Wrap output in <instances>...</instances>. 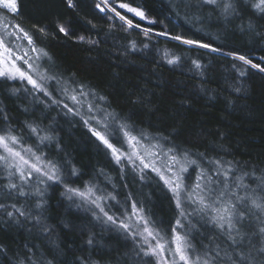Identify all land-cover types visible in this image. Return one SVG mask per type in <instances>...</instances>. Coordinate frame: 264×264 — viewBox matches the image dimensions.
<instances>
[{"label": "snow or ice", "instance_id": "obj_1", "mask_svg": "<svg viewBox=\"0 0 264 264\" xmlns=\"http://www.w3.org/2000/svg\"><path fill=\"white\" fill-rule=\"evenodd\" d=\"M66 4L76 8L73 0H66ZM169 7L177 19L200 24L197 31L203 32L204 27L215 22L221 34L215 37V43L168 31L155 35L186 45L189 51L202 49L232 60L229 67L236 74L233 92H247L250 70L264 75V56L256 57L259 62H254L237 49L225 50L230 32L264 43V23L260 22L264 21V0H170ZM94 8L113 21L110 32L116 20L126 33L140 29L139 23H133L136 18L150 25L157 23L143 4L98 0ZM0 13L19 17L20 0H0ZM0 20V85H9L4 90L7 95L23 98L25 103L17 108L29 117L17 121L0 100V226L24 229L29 236L47 241V254L35 244L25 246L27 251L23 257L17 255L15 264H100L91 253L69 258L68 253L77 249L60 240L56 226L49 222L50 189L56 187L63 189L61 196L69 208L86 214L85 222L79 226L61 221L62 229L73 231L79 227L86 237L84 244L93 250H98L99 245L95 229L113 234L115 243L104 247L117 251V256L105 264H264V169L248 168L219 154L212 156L195 145L177 144L173 139L174 134L178 135L175 130L165 136L137 128L131 117L110 110L107 96L78 80L75 74L65 77L58 73L52 57L37 43L50 35L48 26L33 24L31 30H26L19 23L9 24L7 15H0ZM55 28L65 37L70 35L65 24L57 23ZM141 34L150 41L152 28L141 29ZM77 40L93 47L100 43L82 35ZM147 48L148 43L140 47L135 40H129L128 50L132 52ZM162 55L169 65L180 64L183 59L167 51ZM188 62L203 76L207 65L200 59L189 58ZM57 109L59 115L81 124L105 150L123 192L104 169H98L83 188L73 185V179L82 174L67 158L57 135V121L48 114ZM36 111L49 119L47 125L34 115ZM29 138H34L32 144ZM46 148H52L56 155H50ZM222 149L223 145H212L213 152ZM153 179L176 211L167 228L163 221L153 219L151 209L145 206L150 195L136 198L141 193L135 192V186L149 185ZM99 180L111 186L112 191L100 187ZM114 207L120 210L113 211ZM6 252L0 245V253Z\"/></svg>", "mask_w": 264, "mask_h": 264}, {"label": "trees", "instance_id": "obj_2", "mask_svg": "<svg viewBox=\"0 0 264 264\" xmlns=\"http://www.w3.org/2000/svg\"><path fill=\"white\" fill-rule=\"evenodd\" d=\"M73 2L76 4L75 9L69 8L66 0H20L21 15L16 18L8 15L14 23H19L26 30H31L33 24L48 26L50 35L43 43H37L52 57L58 73L65 77L75 74L78 80L107 96L111 103L110 110L131 117L137 128L165 136L175 130L178 135L174 134L173 139L177 144L185 147L195 145L200 151L207 150L212 156L219 154L228 160L239 161L245 167L264 169V75L254 69L250 70L246 78L247 92L243 95L235 93L232 87L236 83V74L229 67L232 60L202 49L189 51L186 45L155 35L157 32L168 31L215 43V37L221 34L215 22L209 23L200 32L197 31L201 28L200 24L185 23L171 14L170 0H125L133 6L143 4L149 17L157 23L150 25L136 18L133 23H139L140 29L134 28L126 33L121 31V22L116 20L115 28L110 32L109 26L113 21L106 19L94 8L98 0ZM251 11L255 12V9ZM256 15L258 17L259 13ZM89 21L96 27L92 28ZM57 23L69 28L68 37L56 31ZM146 27L152 28L150 41L145 40L141 34V29ZM81 35L99 40V46L78 42L77 37ZM129 40H135L140 47L142 43H148L149 48L132 52L128 50ZM231 49L250 55L254 62H259L256 57L264 56V43L239 32L228 34L225 50ZM165 51L182 55L181 63L167 64L162 55ZM189 58L200 59L207 65L203 76L192 69ZM7 87L8 84L0 85V100L11 110L10 115L15 116L17 121L28 119L17 108L18 104L25 103L23 98L17 100L7 95L4 91ZM138 99L141 102H136ZM58 112L59 109L48 114L57 121V135L67 158L82 174L80 178L73 179V185L83 188L84 182L92 179L98 169H104L123 192L120 177L105 150L81 124ZM34 115L40 117L45 125L49 123V119L41 116L39 111ZM33 142L34 138L28 139L29 144ZM213 144L223 145V149L213 152ZM45 151L56 155L52 148H46ZM62 155L57 158H62ZM98 183L100 187L112 191L111 186L103 180ZM129 188L133 186L129 185ZM62 191L60 187L50 189L49 222L56 226L60 240L77 249L75 253H68L69 258L91 253L92 259L100 261V264L114 261L117 251L104 247L115 243L112 233H101L99 228L95 229L99 245L98 250H93L84 244L86 237L79 227L73 231L60 227L61 221H70L79 226L86 220L85 213L68 207V202L61 196ZM135 192L141 193L136 196L137 199H145L150 195L145 206L151 209L153 219L164 222V228L174 221V206L155 179L149 185L135 186ZM118 199L123 203V196ZM112 210L118 212L120 209L114 207ZM46 243L41 238L29 236L24 229L0 226V245L7 249L6 253H0V264H15L17 255L23 257L27 251L25 246L30 247L32 244L41 253L47 254V248L44 247ZM119 251L122 252L123 248Z\"/></svg>", "mask_w": 264, "mask_h": 264}, {"label": "rangeland", "instance_id": "obj_3", "mask_svg": "<svg viewBox=\"0 0 264 264\" xmlns=\"http://www.w3.org/2000/svg\"><path fill=\"white\" fill-rule=\"evenodd\" d=\"M0 15H7V19H8L9 24H12V25L16 24V23H14V22L11 20V18L9 17L8 14H6V13H0ZM128 15L132 16V14H128ZM2 23H3V20H0V24H2ZM23 43L26 45V41H24Z\"/></svg>", "mask_w": 264, "mask_h": 264}]
</instances>
